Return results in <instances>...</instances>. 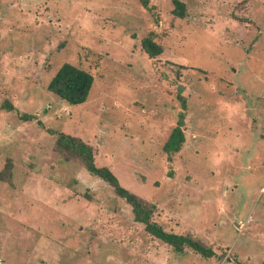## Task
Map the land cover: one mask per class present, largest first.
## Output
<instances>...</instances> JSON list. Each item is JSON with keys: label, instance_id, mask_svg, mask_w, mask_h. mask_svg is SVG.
Masks as SVG:
<instances>
[{"label": "rangeland", "instance_id": "obj_1", "mask_svg": "<svg viewBox=\"0 0 264 264\" xmlns=\"http://www.w3.org/2000/svg\"><path fill=\"white\" fill-rule=\"evenodd\" d=\"M181 1L0 0V264H264V0ZM66 62L95 77L82 104L48 89ZM58 132L215 255L153 238Z\"/></svg>", "mask_w": 264, "mask_h": 264}, {"label": "trees", "instance_id": "obj_2", "mask_svg": "<svg viewBox=\"0 0 264 264\" xmlns=\"http://www.w3.org/2000/svg\"><path fill=\"white\" fill-rule=\"evenodd\" d=\"M146 8L148 0H141ZM175 4L174 12L180 17H185L186 4L181 0H173ZM142 45L146 53L155 58L164 52V47L156 41L154 33H150L142 41ZM95 82L94 75L77 65L66 62L50 80L48 89L52 93L58 95L70 104L78 105L86 102L90 96V92ZM0 109L13 110L14 105L10 101L0 103ZM24 120H33L36 118L33 114L24 113L21 115ZM180 120L167 144L166 149L169 151H178L185 141V134L181 128ZM54 132V131H52ZM264 137V135L262 136ZM57 147L65 152V154L78 158L82 161L85 168L93 175L103 179L111 185L116 194L125 199L132 206L134 218L137 222L145 225V230L156 239L164 242L172 247L177 253L183 254L188 248L193 249L197 253L206 258L215 255V250L205 244L202 240L194 237L191 233H176L165 229L162 223L155 219L156 205L142 199L139 195L124 187L117 175L108 166H99L95 159L94 147L85 142L82 138L73 136L64 132H58ZM13 165L11 162L0 172V180L12 182Z\"/></svg>", "mask_w": 264, "mask_h": 264}]
</instances>
